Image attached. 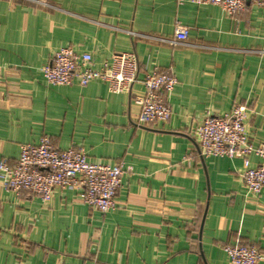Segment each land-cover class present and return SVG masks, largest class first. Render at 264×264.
Segmentation results:
<instances>
[{
	"label": "crops",
	"instance_id": "crops-1",
	"mask_svg": "<svg viewBox=\"0 0 264 264\" xmlns=\"http://www.w3.org/2000/svg\"><path fill=\"white\" fill-rule=\"evenodd\" d=\"M65 46L95 67L133 52L138 78L172 73L169 119L139 122L141 82L125 93L100 80L47 84L39 69ZM0 49V160L49 135L125 171L105 213L72 187L42 202L0 183V264H228L225 244L264 256V192L248 196L240 177L260 159L202 157L194 133L206 113L242 103L251 142L264 144V2L233 18L189 0H0Z\"/></svg>",
	"mask_w": 264,
	"mask_h": 264
},
{
	"label": "built area",
	"instance_id": "built-area-1",
	"mask_svg": "<svg viewBox=\"0 0 264 264\" xmlns=\"http://www.w3.org/2000/svg\"><path fill=\"white\" fill-rule=\"evenodd\" d=\"M38 1V0H37ZM195 4L218 5L229 17L235 18L246 2L256 5L264 0H189ZM188 28L177 24L175 41H185ZM4 63L0 49V73ZM138 62L133 52L113 53L99 67H95L88 52H77L72 46L54 52L51 61L43 65L40 75L49 85H86L92 80L104 81L113 93L128 92L135 82L144 85L145 92L135 97L139 105L138 120L141 124L165 122L170 117L166 95L176 84L169 71L153 69L138 78ZM249 109L237 103L221 114L206 113L195 128V138L202 157L260 159L254 167L241 170L240 177L245 193L255 197L264 192V144L254 145L249 137L247 121ZM123 162L100 163L89 160L81 147L59 149L49 135H42L37 142L20 145L19 155L11 162L0 160V183L16 194L27 193L42 202L50 200L55 189H78L84 202L102 213L115 207V196L122 185ZM228 264H260L264 259L254 245L225 244Z\"/></svg>",
	"mask_w": 264,
	"mask_h": 264
}]
</instances>
